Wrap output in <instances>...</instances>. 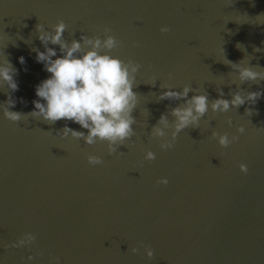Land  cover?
I'll use <instances>...</instances> for the list:
<instances>
[{
  "label": "water",
  "instance_id": "95a60500",
  "mask_svg": "<svg viewBox=\"0 0 264 264\" xmlns=\"http://www.w3.org/2000/svg\"><path fill=\"white\" fill-rule=\"evenodd\" d=\"M60 19L69 42L110 27L124 42L113 54L143 65L134 88L136 135L115 154L106 141L88 145L57 134L66 123L87 131L72 121L4 115L10 92V110L33 111L36 86L50 76L33 51L45 50L36 25L51 30ZM164 25L171 31L162 33ZM6 58L18 90L0 80V264H56L54 257L59 264H264V97L252 116L247 104L210 109L166 151L149 135L179 103L159 100L160 84L182 90L190 83L210 100L222 88L231 99L239 81L228 60L264 67V0H0V64ZM240 87L258 91L264 81ZM213 131L239 140L223 148ZM148 149L155 160H145ZM88 154L104 163L90 165ZM163 177L168 184L158 183ZM25 232L36 235L33 244L5 247Z\"/></svg>",
  "mask_w": 264,
  "mask_h": 264
},
{
  "label": "clouds",
  "instance_id": "9594fccd",
  "mask_svg": "<svg viewBox=\"0 0 264 264\" xmlns=\"http://www.w3.org/2000/svg\"><path fill=\"white\" fill-rule=\"evenodd\" d=\"M66 29L67 24L63 19L52 25L51 30H46L41 23L36 25L38 38L45 50L34 48L33 51L37 53V61L44 64L50 76L36 86L38 99L33 101V111L22 113L10 110L16 103L10 92L8 100L4 103V115L14 122L21 121L25 116L42 119L49 124L60 120L72 121L87 131L73 129L66 123L62 129L57 130V134L62 133L65 137L71 134L73 138L83 139L88 145L106 141L108 154H115L121 145L127 146V141L136 135L134 125L137 119L133 112L137 109L140 94L134 91V88L138 86L137 74L143 65L132 58L125 59L113 54V50L122 47L124 42L118 39L108 26L103 28V36L81 33L80 39L73 38L70 42L64 36ZM160 31L167 33L171 28L164 25ZM50 44L59 46V55L57 49L50 47ZM139 44V41L133 42L134 46ZM19 60L21 64L25 63L23 56ZM228 61L227 65L235 70L239 81L237 88L229 92L231 99L225 98L222 88L218 90V98L210 100L206 90L193 89L190 83L183 85L182 90L167 83L160 84V88L166 90L159 94V100L179 101L162 113L151 127L149 135L160 140L162 150L174 148L178 135L185 129L199 128L201 120L207 116L210 109L214 113H226L232 108L238 109L247 104L249 107L245 108V113L252 116L256 111L252 106L264 97V89L251 91L240 85H259L264 81V67L252 65L250 62L244 64L243 59L239 62ZM16 74L17 69L6 58L5 62L0 64V80L6 82L12 92L18 90V83L14 78ZM168 75L171 78L173 74ZM156 83L151 85L155 87ZM189 93L193 94L190 96ZM228 123L231 125V119ZM244 131V126L240 125L238 132ZM212 138L217 139L223 148L239 140V136L230 137L227 132L221 134L218 131L212 132ZM144 158L153 161L156 159V153L148 149ZM87 160L93 166L104 163L101 156L94 154H88ZM239 168L244 173L249 170L246 163H240ZM158 183L166 185L169 181L167 177H163ZM36 239L34 233L25 232L17 241L6 244L5 247L31 245ZM144 247L147 256L152 258L154 250L150 245ZM130 251L135 254L139 253L140 249L132 247ZM32 259L34 257L30 255L28 260ZM53 259L59 264L60 257Z\"/></svg>",
  "mask_w": 264,
  "mask_h": 264
}]
</instances>
